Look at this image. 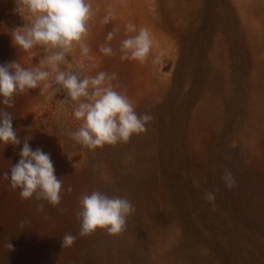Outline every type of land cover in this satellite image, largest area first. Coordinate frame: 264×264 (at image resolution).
I'll return each mask as SVG.
<instances>
[{"label": "rangeland", "instance_id": "obj_1", "mask_svg": "<svg viewBox=\"0 0 264 264\" xmlns=\"http://www.w3.org/2000/svg\"><path fill=\"white\" fill-rule=\"evenodd\" d=\"M90 2L93 18L85 38L90 52L83 55L77 46L67 54V63L62 65L63 68L79 71L82 77L95 76L100 71L117 73L119 83L126 87V94L137 111L150 108V114L154 115L160 106L172 108L177 100L178 107L174 110L173 119L177 113H180L181 119L194 117L192 127L196 128L197 139L210 141L213 131L223 133L224 143L219 145L214 141L210 148L214 153L222 151V154H218L221 177L225 169L223 161L226 169L235 176L238 175L237 170H241L240 161L242 164L248 162L253 167L264 161V0ZM110 7L115 16L108 24H103L101 21ZM33 20L22 0H0V64L17 60L25 68H46L43 57L51 54V50L37 45L26 52L12 43V31L30 25ZM128 22L135 24L137 31L146 27L151 35L152 50L143 64L120 59L122 40L136 34L126 32ZM113 28L118 31L109 42L106 40L107 33ZM105 43L110 44L114 55L106 56L99 51ZM158 55L161 56V63H153ZM203 67H207L210 85L214 87L207 107L202 106L204 102L195 90ZM235 85L234 93L231 89ZM49 91L42 82L39 88L17 95L12 107L0 103V109L11 113L13 129L22 141L29 135L32 137L29 140L32 149L44 141L52 146L55 154L60 156L58 169L65 165L79 169L75 159L77 151L66 150L67 146H82L67 135L69 131H76L81 124L73 116L75 104L66 101L63 93L49 98ZM182 95H186L183 101ZM228 145L232 146L233 151L227 149ZM22 147L23 144L14 146L0 143V264H58L61 255L78 263L79 260L70 255L71 251L54 248L50 229L55 219L51 213L50 216L45 210L37 212L36 201L22 200L19 189L13 190L10 182L3 179V173L18 163V153ZM205 147L199 146L201 150ZM243 166L249 168L248 165ZM243 169L240 176L244 178ZM173 180L181 222L191 236L204 245L200 252L202 256L211 251L219 264H264V178L257 190L259 201L249 207L251 219H246L244 226L221 219L210 226L216 231L218 229L223 239L212 238L198 231L192 222L190 210H185V198L177 193L181 191L176 185L177 179ZM219 185L223 188L222 179ZM210 189L215 192L216 201L225 209L228 203L225 189L220 190L213 184ZM75 199L76 202L79 197ZM144 203L141 201L138 204V215L147 225L148 218L144 212L149 207ZM203 217L201 219L206 225L216 219L208 220L206 215ZM21 220L29 221L23 229L19 227ZM146 231H149L147 235L151 242L145 245L141 254L138 250L139 260L129 262L114 258L108 264H153V260L155 264H167L161 255L166 247L176 245L179 230ZM125 232L121 234L122 241H131L132 229L126 227ZM8 241L13 245L11 251L5 247ZM144 242L145 239L143 245ZM203 261H206L205 258Z\"/></svg>", "mask_w": 264, "mask_h": 264}, {"label": "trees", "instance_id": "obj_2", "mask_svg": "<svg viewBox=\"0 0 264 264\" xmlns=\"http://www.w3.org/2000/svg\"><path fill=\"white\" fill-rule=\"evenodd\" d=\"M196 68L197 66L195 70ZM207 73V67H203L201 80L195 86L200 100L204 102L203 107L208 106L209 98L212 96L211 90L214 88L210 85ZM236 86L231 89L234 93ZM185 97L186 95H182L181 101L185 100ZM177 107V100L173 102L172 108L166 109L160 106L153 115L154 119L147 125L148 131L144 134L133 135L128 143H119L115 146L106 145L95 150H89L83 146L73 147L74 149L67 146L66 150L77 151L75 159L79 169L65 165L64 170L61 171L63 168L58 169L60 156L55 154L52 146L47 141L35 145V149L39 147L50 154L55 174L57 178L63 179V186L73 188L72 193H63V201L57 207L43 201L45 211L48 215L51 213L55 219L50 229L54 248L61 250V238L66 233L78 237L75 244L66 250L71 251L70 255H74L79 262L75 263L61 255L58 264H108L114 258L134 262L140 259V257L137 259L138 254L144 250L147 243L151 242V238L147 235L149 231L145 232L146 229L157 230V232L162 229L169 232L175 228L179 230L178 242L174 247L166 245L168 247L161 255L167 264H219L217 259L211 255V251L206 252V256L201 255L200 252L204 245L192 237L190 231L181 222L175 203L177 196L173 190V178L177 179L178 184L176 185L181 189L177 193L181 198H185V210H190L192 222L198 231L212 238L223 239L219 230L216 231L210 226L215 222L218 223L220 219L244 226L246 219H251L249 207L256 205L259 201L257 190L264 178V170H258L264 169V161L257 167L250 166L244 161L243 164L248 165L249 168L243 166L240 161L241 170H237L238 175L235 176L236 187L229 190L225 184L223 185L224 192L228 196L227 207L222 209L218 201H215L213 207L204 199V191L205 189L211 190L212 184L223 190L219 185L221 162L218 159V154H222V151H217L216 154L213 149H210L214 141H217L219 145L224 143L225 139L221 136L223 133L213 131L210 141L197 139L195 137L196 128L192 127L194 117L186 116L181 119L180 113H177L173 119L174 110ZM137 112L144 113L145 111L139 109ZM199 146L206 147L201 150ZM227 147L230 152L233 151L231 145ZM223 163L226 168V163L224 161ZM242 169L244 178L240 176ZM246 171H248L247 174ZM93 190L105 192L109 196L127 197L133 203L135 212L127 218L126 226L132 229L131 241H124V243L121 234L109 235L103 229H98L87 237L78 236L80 222L76 219L75 212L81 207V195L90 194ZM76 197L79 199L75 202ZM141 201L149 207V210L144 212L148 218L147 225L138 215V204ZM34 202L35 200L32 199V203ZM60 208L64 211L60 212L58 210ZM196 210H201L199 211L201 215ZM202 211H204L203 215ZM230 211L232 213H229ZM205 215L208 220L216 219L206 225L202 220ZM252 231L256 232V229ZM124 234H126L125 231ZM151 259L152 257L149 260ZM152 263L155 264V260Z\"/></svg>", "mask_w": 264, "mask_h": 264}, {"label": "clouds", "instance_id": "obj_3", "mask_svg": "<svg viewBox=\"0 0 264 264\" xmlns=\"http://www.w3.org/2000/svg\"><path fill=\"white\" fill-rule=\"evenodd\" d=\"M27 10L34 17L30 25L17 27L12 31V43L24 51L40 45L51 50L43 57L46 68H25L17 60L0 64V103L12 107L15 97L30 89H37L41 83L49 89V98L64 94V99L74 102L73 116L81 124L76 131L67 135L89 150L128 143L133 135L144 134L147 125L154 117L149 108L138 113L135 105L127 96V89L119 83L115 72H98L95 76L82 77L79 71L66 70L67 54L77 46L81 54L87 55L90 48L86 43L89 22L93 18L90 0H22ZM115 13L111 7L103 17L102 23L108 24ZM129 35L120 46L121 60H135L145 63L152 50V38L146 27L138 31L136 25H125ZM118 29L107 33L106 40L112 41ZM99 51L106 56L114 55L110 44H102ZM153 63H161V56H156ZM31 136L23 141L13 129V117L10 112L0 109V143L18 146L23 144L18 153V163L3 173V179L10 182L13 190L19 189L22 200L34 199L36 211L44 212L46 201L53 207L60 205L63 193H72L71 186L64 187L63 179L57 178L50 154L29 144ZM227 189L236 187L235 175L224 169L222 177ZM204 199L215 206L216 194L205 189ZM80 208L75 212L80 222L79 237H87L98 229L106 230L109 235H120L126 231L127 218L135 212V206L127 197L109 196L105 192L93 190L80 197ZM63 212L64 209H58ZM29 221L21 220L19 227L24 228ZM77 235L66 233L62 238V248L72 247ZM5 247L11 251L13 245L8 241Z\"/></svg>", "mask_w": 264, "mask_h": 264}]
</instances>
